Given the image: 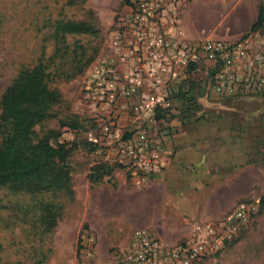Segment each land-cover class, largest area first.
Segmentation results:
<instances>
[{
    "label": "rangeland",
    "instance_id": "obj_1",
    "mask_svg": "<svg viewBox=\"0 0 264 264\" xmlns=\"http://www.w3.org/2000/svg\"><path fill=\"white\" fill-rule=\"evenodd\" d=\"M133 1L0 0V95L20 68L33 66L43 51L46 56L52 54L50 35L56 21H85L97 30L95 35L66 36L69 52H76L67 61L75 66L92 61L72 79L53 78L51 87L61 95L54 108L57 116L37 127L42 132H58L51 142L72 148L67 160L70 193L31 196L0 189V264H95L121 247L124 239L119 236L127 226L117 221L103 223L94 209L103 213V207L93 208L87 195L93 187L115 186L118 180L128 188L135 186L124 170L114 166L109 152L90 141V134L97 133L108 119L124 130L131 129L132 123L121 105L110 115L93 114L84 97L89 72L113 51L123 31L119 19L131 11ZM262 4L264 0H176L179 28L190 42L237 41L252 33L262 38L264 30H251ZM65 69L71 72L69 65L62 66ZM201 69L183 76L198 83L189 95L194 103L186 105L177 98L169 108L176 117L168 122L175 155L165 174L176 185L173 191L187 190L189 206L205 201L211 205V215L227 209L216 218L239 203L253 209L235 238L196 264H264V96L221 98L207 91L202 81L207 72ZM100 163L113 166V177L91 185L89 170ZM47 205L55 206L57 212L50 231L39 221L42 206Z\"/></svg>",
    "mask_w": 264,
    "mask_h": 264
},
{
    "label": "built area",
    "instance_id": "obj_2",
    "mask_svg": "<svg viewBox=\"0 0 264 264\" xmlns=\"http://www.w3.org/2000/svg\"><path fill=\"white\" fill-rule=\"evenodd\" d=\"M132 3L119 19L123 31L113 51L89 72L84 98L93 114L110 115L120 105L129 112L131 129L108 119L90 141L109 152L133 186L143 187L173 161V132L157 116L171 107V91L188 69L203 67L210 91L221 98L262 97L264 37L190 42L179 28L176 0ZM252 213L249 205L236 204L219 219L194 223L189 237L172 245L151 229H136L112 253L110 264H196L235 238Z\"/></svg>",
    "mask_w": 264,
    "mask_h": 264
},
{
    "label": "trees",
    "instance_id": "obj_3",
    "mask_svg": "<svg viewBox=\"0 0 264 264\" xmlns=\"http://www.w3.org/2000/svg\"><path fill=\"white\" fill-rule=\"evenodd\" d=\"M52 26V54L46 56L43 51L33 66L20 68L0 95V189H6L12 194L37 196L43 193H70L71 190V169L67 160L72 148L51 142L57 139L58 132H42L37 127L57 116L54 108L60 103L61 95L57 89L51 87L53 78L57 76L66 80L72 79L83 72L84 67L92 61L86 60L83 66H75L67 61L72 60L76 52H69L66 36L95 35L97 30L85 21L58 20ZM251 30H264V4L258 8ZM58 61L61 63L55 67ZM63 61L66 63L63 64ZM68 65L71 72L62 70V66ZM201 68L193 66L188 69L187 74L191 76ZM194 81L193 78H186L175 86L170 96L171 105L173 99L177 98L182 99L186 105L188 102L194 103L193 96H189L193 88L198 86ZM202 81L206 83L207 91L211 92L208 73ZM157 118L168 123L176 117L168 109L158 113ZM182 118L183 115H180L179 119ZM63 125L65 124H61V127ZM96 147L98 148L97 145ZM114 166L121 168L119 164L114 163ZM113 169L110 164L100 163L89 170L88 180L91 185L101 184L104 178L110 181ZM55 208L52 205L42 206L39 221L45 231H50L55 225Z\"/></svg>",
    "mask_w": 264,
    "mask_h": 264
},
{
    "label": "crops",
    "instance_id": "obj_4",
    "mask_svg": "<svg viewBox=\"0 0 264 264\" xmlns=\"http://www.w3.org/2000/svg\"><path fill=\"white\" fill-rule=\"evenodd\" d=\"M166 172L153 177L147 189L128 188L122 180H118L114 181L115 186L100 185L89 190V205L103 207L101 213L92 206L98 213V219L103 223L117 221L127 226L119 236L120 240L124 239L120 246L127 243L134 230L145 227H150L162 242L172 245L188 238L194 223L219 219L216 217L226 212L227 209H223L218 214H209L211 205L205 201L189 206L185 202L187 190L179 186L181 190L173 191L176 185ZM98 231L96 229L97 234ZM111 259L112 255L95 264H110Z\"/></svg>",
    "mask_w": 264,
    "mask_h": 264
}]
</instances>
